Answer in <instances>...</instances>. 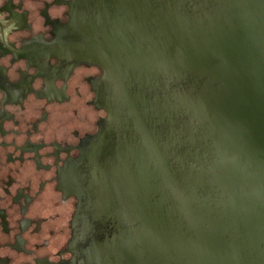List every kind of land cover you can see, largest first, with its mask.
<instances>
[{
  "label": "flooded vegetation",
  "instance_id": "flooded-vegetation-1",
  "mask_svg": "<svg viewBox=\"0 0 264 264\" xmlns=\"http://www.w3.org/2000/svg\"><path fill=\"white\" fill-rule=\"evenodd\" d=\"M202 1L0 0V264H111L144 222L203 214L210 79L173 35Z\"/></svg>",
  "mask_w": 264,
  "mask_h": 264
},
{
  "label": "water",
  "instance_id": "water-1",
  "mask_svg": "<svg viewBox=\"0 0 264 264\" xmlns=\"http://www.w3.org/2000/svg\"><path fill=\"white\" fill-rule=\"evenodd\" d=\"M192 11L173 28L180 52L187 40L174 64L210 79L189 102L213 149L194 186L208 195L205 211L189 207L186 225L181 214L169 228L144 222L111 264H264V0H203ZM162 54L143 52L141 64L163 67Z\"/></svg>",
  "mask_w": 264,
  "mask_h": 264
}]
</instances>
